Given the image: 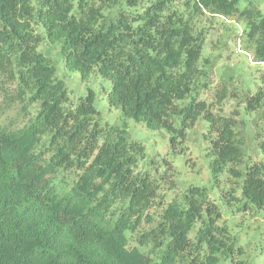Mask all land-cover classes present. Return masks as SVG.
I'll return each instance as SVG.
<instances>
[{"label": "trees", "instance_id": "16d2710c", "mask_svg": "<svg viewBox=\"0 0 264 264\" xmlns=\"http://www.w3.org/2000/svg\"><path fill=\"white\" fill-rule=\"evenodd\" d=\"M136 2L128 0L129 7ZM175 2L154 0L141 12L120 8L106 14L120 0H0V75L13 74L31 92L30 102L40 106L28 126L0 130V264H182L194 253L190 264H219L220 256L226 259L234 251L220 204L238 205L236 191L212 200L199 186L168 205L157 227L138 236V246L131 244V235L145 220L151 222L149 212L164 199L157 197L154 175L135 173L144 148L129 144L126 131L100 144L95 94L90 91L69 106L57 67L39 51L46 41L61 44L65 66L83 81L95 73L111 83L110 109L170 134L172 151L183 153L187 131L199 121L207 123L212 179L219 183L226 173L241 180V200L264 209V137L254 139L261 160L249 164L236 123L217 119L196 95L199 81L209 74L201 65L204 39L177 14L166 15ZM189 2L196 14L245 19L255 62L264 64L259 9L240 10L241 0ZM225 95L223 86L219 102ZM263 102L259 92L248 101L247 112ZM46 135L50 146L43 151ZM71 168L84 173L62 193L55 179Z\"/></svg>", "mask_w": 264, "mask_h": 264}, {"label": "rangeland", "instance_id": "374dc122", "mask_svg": "<svg viewBox=\"0 0 264 264\" xmlns=\"http://www.w3.org/2000/svg\"><path fill=\"white\" fill-rule=\"evenodd\" d=\"M151 1L154 0H137V7H129L128 0H120L118 6L109 12L107 10L106 14H115L120 8L131 13L141 12ZM92 2L100 4L101 0ZM250 7L259 9L264 15V0H241L238 5L240 10ZM173 14L189 22L195 36L200 34L204 39L201 65H205L209 74L199 81L196 95L207 104L217 119H232L236 123L238 133L246 139L247 162L253 164L260 161L257 141L254 139L258 135L264 137V102L252 113L247 112V104L259 92L264 100V64L255 62V45L248 39L247 21L242 18L231 21L207 12L196 14L189 0H176L172 8L166 11V15ZM39 51L57 67L58 80L65 83L70 96L69 106H75L78 99L90 91L95 94V106L101 114L99 123L103 128L100 144L106 138L114 141L121 131H126L125 137L129 144L144 148V157L139 160L135 173L149 172L154 175L157 197L164 199L162 207L156 206L149 212L151 222L145 220L140 230L131 235L132 245L138 246V236L156 228L168 205L173 201L182 202L192 186L208 189L212 200L228 191H236L235 195L240 199L238 205L230 208L220 204L223 218L229 225L234 251L226 259L220 256L219 264H264V209L260 210L241 200V180L228 178L226 173L220 176L219 183L212 179L208 157L211 145L204 140L209 128L207 123L199 121L187 131L183 153L172 151L171 135L166 131L149 130L144 124L126 119L121 110L110 109L107 100L111 90L109 81L95 73L83 81L79 73L70 71L61 55L60 43L46 41ZM223 86L226 87V95L219 102L218 96ZM30 97L31 92L13 74L8 72L0 75V130L19 131L36 120L40 106L31 103ZM177 126H180L179 121ZM50 137H43L39 147L41 150L49 149ZM83 173V170L75 168L61 170L55 183L61 187L62 193L68 192ZM210 189L214 190L211 192ZM191 237L195 241V234H191ZM195 255L186 254L188 261L182 264H190Z\"/></svg>", "mask_w": 264, "mask_h": 264}]
</instances>
